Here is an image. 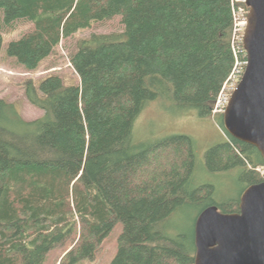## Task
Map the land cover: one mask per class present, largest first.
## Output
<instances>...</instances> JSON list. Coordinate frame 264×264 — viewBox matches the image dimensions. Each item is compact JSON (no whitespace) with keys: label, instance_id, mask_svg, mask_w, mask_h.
I'll use <instances>...</instances> for the list:
<instances>
[{"label":"trees","instance_id":"obj_1","mask_svg":"<svg viewBox=\"0 0 264 264\" xmlns=\"http://www.w3.org/2000/svg\"><path fill=\"white\" fill-rule=\"evenodd\" d=\"M114 16L121 33L77 40L68 58L76 83L56 73L23 81L39 117L26 120L0 99V264H40L68 236L60 264L94 257L117 222L110 264H193L194 224L170 227L175 211H238L239 199L218 203L211 185L189 186L192 137L133 139L157 99L211 116L234 64L230 0H0V48L3 32L28 24L6 52L34 71L61 39ZM225 134L205 152L207 168L242 167L249 185L264 181L257 149Z\"/></svg>","mask_w":264,"mask_h":264},{"label":"rangeland","instance_id":"obj_2","mask_svg":"<svg viewBox=\"0 0 264 264\" xmlns=\"http://www.w3.org/2000/svg\"><path fill=\"white\" fill-rule=\"evenodd\" d=\"M11 32L2 33L0 48V99L14 105L17 112L26 120H32L41 115L40 109L32 105L26 98L23 81L32 79L36 82L51 73L59 74L66 84L78 81L70 62V53L75 49L80 38L91 33H121L123 25L119 18L92 22L88 28L80 29L71 36L61 39L55 53L42 60L34 71H27L18 66L13 57L7 55L6 48L10 40L18 39L29 27L25 22H17ZM50 66H52L50 68ZM223 104V100H221ZM221 104V105H222ZM220 109V111H219ZM212 112L211 116H199L193 109H180L167 99L151 101L139 114L133 125V139L137 143L148 145L171 135L186 134L193 139L194 165L190 174V187L211 185V194L216 202L239 199L248 187L242 167L211 171L205 162V152L227 140L218 115L223 109ZM257 171V170H256ZM199 206L185 205L175 211L169 220L170 227L186 230L193 228L194 221L201 211ZM123 230L121 222H117L103 238L94 257L82 258L66 264H110L117 252L118 237ZM72 237L68 236L62 243L51 248L40 264H60L64 254L70 249ZM62 264H65L64 262Z\"/></svg>","mask_w":264,"mask_h":264},{"label":"water","instance_id":"obj_3","mask_svg":"<svg viewBox=\"0 0 264 264\" xmlns=\"http://www.w3.org/2000/svg\"><path fill=\"white\" fill-rule=\"evenodd\" d=\"M247 65L222 113L232 138L257 149L264 167V0H246ZM193 264H264V181L249 185L237 212L204 208L194 222Z\"/></svg>","mask_w":264,"mask_h":264},{"label":"built area","instance_id":"obj_4","mask_svg":"<svg viewBox=\"0 0 264 264\" xmlns=\"http://www.w3.org/2000/svg\"><path fill=\"white\" fill-rule=\"evenodd\" d=\"M232 14V29L230 45L234 55V64L231 72L223 83L220 92L215 100L212 112L219 108L224 111L232 91L237 86L247 65L246 53L243 48V35L247 25L248 7L246 0H230ZM223 100V104L221 102ZM222 104V105H221ZM220 111V109H219ZM256 170L264 177V167H258Z\"/></svg>","mask_w":264,"mask_h":264},{"label":"bare ground","instance_id":"obj_5","mask_svg":"<svg viewBox=\"0 0 264 264\" xmlns=\"http://www.w3.org/2000/svg\"><path fill=\"white\" fill-rule=\"evenodd\" d=\"M18 233V232H17Z\"/></svg>","mask_w":264,"mask_h":264}]
</instances>
